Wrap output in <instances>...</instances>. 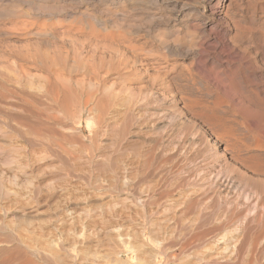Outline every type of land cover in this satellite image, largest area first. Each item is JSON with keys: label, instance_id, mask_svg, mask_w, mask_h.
<instances>
[{"label": "rangeland", "instance_id": "374dc122", "mask_svg": "<svg viewBox=\"0 0 264 264\" xmlns=\"http://www.w3.org/2000/svg\"><path fill=\"white\" fill-rule=\"evenodd\" d=\"M262 42L264 0H0V264H112L111 257L113 264H250L255 250L259 256L254 263L264 264V238L246 241L234 255L237 225L224 201L216 202L198 175L191 180L185 172L163 174L147 165L145 151L154 133L145 136L127 119L132 111L139 120L155 123L175 108L181 111L178 99L171 104L169 90L197 86L195 78L202 73L190 57L192 48L216 45L214 51L224 47L223 52L233 56L246 51L244 61L254 65L250 74L264 80ZM94 91L102 95L100 104L107 98L108 104L105 100L88 114ZM136 94L139 102L126 104ZM182 116L168 127L181 137L193 124L190 115ZM190 132L198 134L197 129ZM170 147L153 150L166 155ZM197 148L201 155L196 162L205 167L219 163L208 160L212 151L203 143ZM65 206L75 208L70 221L64 217ZM77 229L94 234L82 242ZM252 243L257 247L251 248Z\"/></svg>", "mask_w": 264, "mask_h": 264}, {"label": "bare ground", "instance_id": "6f19581e", "mask_svg": "<svg viewBox=\"0 0 264 264\" xmlns=\"http://www.w3.org/2000/svg\"><path fill=\"white\" fill-rule=\"evenodd\" d=\"M216 6V5H214ZM239 31V30H238ZM237 31V32H238ZM241 31V30H240ZM239 33V32H238ZM240 35V33H239ZM249 39V38H248ZM252 39V37H251ZM159 41V40H158ZM215 41V40H214ZM224 42V41H223ZM160 43V42H159ZM163 43V42H161ZM227 43V42H226ZM252 43V42H250ZM264 44V42H262ZM259 43V44H262ZM165 43L161 44L164 45ZM203 44V43H202ZM223 44V43H222ZM221 44V45H222ZM257 44V45H259ZM166 45V44H165ZM164 45V46H165ZM207 45L209 46L210 44H206V48ZM213 45V44H211ZM228 45V44H227ZM236 45V44H235ZM250 45V44H249ZM255 45V44H254ZM168 46V45H167ZM200 46V45H199ZM203 46V45H202ZM223 46V45H222ZM234 46V45H233ZM196 47V46H194ZM213 47V46H212ZM211 46L209 47L210 50H212L213 52H210L209 49H202L200 47L197 48H192L189 49L190 51V57L193 60V63L195 65L196 68H198L197 70L204 75L200 74L199 76H197L195 78V80H197V86L195 84V88H193V90L190 91H186L185 88H177L173 90H169L171 91V104H173L175 102L176 99H178L181 102V111L177 108H175V110L169 111L166 114H163L161 116L160 114V118H157V121L155 123H153V121L150 118H145L144 120H139L138 116L135 113L133 114V112H130V117H128L127 119H133L134 121V126L136 128H139V130L142 128L145 136L150 135L151 133L153 134V137H149V147L147 148V152L145 151V154L147 153L145 162L147 165H149L150 167L154 166L156 167L159 171H163V174L168 173L169 171L171 172H175L178 173L180 175V173L185 172V174L189 175V177L191 176V180H192V176L198 175V179H200L203 183L204 186L207 187V192L210 194V196L216 200H218V202L220 200L224 201L221 202L224 204L225 206V211H228V213L230 214L229 216H231L233 219L231 220V222L236 223V237L233 238L235 241H233V251H234V255L239 253L241 251V249H243V245L244 243H246V241L248 242V240H251L253 243H255L254 241L257 239H261L264 238V189L262 188L263 184L264 186V80H261L260 78H256L254 75L250 74V70L254 67V65L251 64V61L248 63V61H244V53L245 52H238L236 56H233L232 53L230 54H225L223 52V49L220 50H216L217 46L215 45V47L212 48ZM221 47V46H219ZM218 47V48H219ZM227 47V46H226ZM164 48V47H162ZM205 48V45H204ZM233 48V47H232ZM235 48V47H234ZM233 48V49H234ZM167 49V48H166ZM228 49V48H227ZM226 49V50H227ZM230 49V48H229ZM237 49V48H235ZM240 49V47H239ZM245 49V48H244ZM259 51H261L263 49V46H258ZM205 50V51H204ZM209 50V51H208ZM224 50V51H226ZM231 50V49H230ZM243 50V48L241 49ZM240 50V51H241ZM246 50V49H245ZM202 51H204V53H202ZM234 53L237 51L233 50ZM263 53V52H262ZM249 54V53H248ZM260 54V53H259ZM257 55V54H256ZM248 56V55H247ZM261 56V54H260ZM264 56V54H263ZM257 57V56H256ZM248 58V57H247ZM246 58V59H247ZM253 58V57H252ZM249 59V58H248ZM261 60V58H260ZM264 61V60H263ZM253 63V60H252ZM154 67V66H153ZM152 67V68H153ZM158 67V66H157ZM258 68V67H257ZM155 69V68H154ZM160 69V68H159ZM157 69V70H159ZM161 70V69H160ZM159 70V71H160ZM156 71V70H155ZM159 71H156L158 74L154 73V75L159 76ZM255 71V70H254ZM161 74V73H160ZM166 74V73H164ZM163 75V74H162ZM162 75L160 77H162ZM257 76V75H256ZM159 77V78H160ZM165 77V75H164ZM259 77V76H258ZM153 78H155L153 76ZM155 78V79H156ZM262 78V77H261ZM154 79V80H155ZM161 79V78H160ZM159 79V80H160ZM164 79V78H163ZM153 80V81H154ZM157 80V79H156ZM152 81V82H153ZM193 81V80H192ZM163 82V81H162ZM190 83V82H187ZM187 85V84H186ZM193 85V84H192ZM190 86V85H189ZM194 87V86H193ZM170 88V87H169ZM172 88V86H171ZM176 88V86H175ZM188 88V87H187ZM191 88V87H190ZM192 89V88H191ZM167 90H168V86H167ZM72 93V92H70ZM169 93V92H168ZM165 93V94H168ZM66 94V93H65ZM98 92L94 91L93 93H91V95H89L90 99L88 102V110H91L90 108H96V106H99L104 102L103 100H100L102 103H99V96H98ZM134 94V93H133ZM163 94V93H162ZM164 94V95H165ZM76 95V94H75ZM129 95V94H128ZM65 96V95H64ZM68 96V95H67ZM66 96V97H67ZM115 96V95H114ZM76 97V96H74ZM110 97V95L108 96ZM140 97V96H139ZM164 97V96H163ZM170 97V96H169ZM102 98V95H101ZM100 98V99H101ZM112 98V96L110 97V99ZM142 98V97H141ZM114 98H112L111 100H113ZM116 99V98H115ZM124 99V98H123ZM140 99V98H139ZM87 100V99H86ZM108 100V98H107ZM106 100V101H107ZM117 100V99H116ZM119 100V99H118ZM127 102L126 104L131 105V107H133L137 101H138V96L136 95H132L131 97H128V99H126ZM78 101V100H77ZM120 101V100H119ZM117 103H120V102ZM87 102V101H85ZM84 102V103H85ZM114 102V101H112ZM124 102V101H122ZM139 102V101H138ZM169 102V101H168ZM177 102V101H176ZM175 102V103H176ZM100 104V105H99ZM102 104V105H103ZM108 104V101H107ZM124 106H126V104L122 103ZM166 104V103H165ZM169 104V103H168ZM167 104V105H168ZM85 105V104H84ZM106 105V104H105ZM178 105V104H177ZM107 106V105H106ZM109 106V105H108ZM107 106V107H108ZM113 106V105H112ZM85 107V106H84ZM83 107V108H84ZM105 107V106H104ZM102 107V110L103 108ZM82 108V109H83ZM111 108V106H110ZM109 108V109H110ZM170 108V107H168ZM97 109V108H96ZM99 109V108H98ZM101 109V108H100ZM112 109V108H111ZM129 109V107L127 106V110ZM131 109V108H130ZM134 109V108H133ZM177 109V110H176ZM84 110V109H83ZM108 110V109H107ZM107 110L104 109V112H106ZM126 110V108H125ZM85 111V110H84ZM94 111V109L92 110ZM97 111V110H96ZM129 111V110H128ZM166 111V110H165ZM168 111V109H167ZM166 111V112H167ZM90 114V111H88ZM103 112V111H100ZM124 112V111H123ZM135 112V111H134ZM99 113V112H98ZM165 113V112H164ZM87 114V115H88ZM97 114V112H96ZM125 114V113H124ZM102 115V113H101ZM100 115V116H101ZM126 115V114H125ZM128 115V112H127ZM139 115V114H138ZM153 115V114H151ZM182 116V115H190L193 121V124L191 125V127H189V129H187L188 127H185L187 131H185L183 137H181L180 135H177L178 137L180 136V138H178L176 136V134H174V132L172 133V130L168 127H171L170 124L172 123L171 121H175V119H178L176 117L178 116ZM96 116V115H95ZM99 116V115H98ZM96 118L97 119H101V117ZM159 116V115H158ZM126 117V116H125ZM153 117V116H152ZM157 117V115H156ZM183 117V116H182ZM92 118V117H91ZM140 118V117H139ZM181 118V117H180ZM186 118V117H185ZM93 119V118H92ZM185 120V119H184ZM155 121V120H154ZM181 121V120H180ZM128 122V121H127ZM132 122V121H131ZM171 122V123H170ZM131 124V123H130ZM178 124V123H177ZM127 125V124H126ZM175 125V124H174ZM69 126V124H68ZM128 126V125H127ZM133 126V125H132ZM141 127V128H140ZM179 127V126H178ZM177 127V128H178ZM73 128V127H72ZM112 128V125H111ZM131 128V127H130ZM168 128L169 131H167L166 129ZM182 128V127H179ZM115 129V127H114ZM113 129V131H115ZM184 129V128H182ZM193 129H197V133L196 135H192L193 133H191L190 131ZM112 130V129H111ZM130 130V129H129ZM138 130V131H139ZM175 129H173L174 131ZM74 131V130H73ZM135 132V128L133 130ZM176 131V130H175ZM184 132V130H182ZM124 132V131H123ZM130 132V131H129ZM132 132V131H131ZM182 132V133H183ZM76 133V132H74ZM78 133V132H77ZM119 134H121L120 132H118ZM137 133V132H136ZM176 133L179 134L178 131H176ZM181 133V130H180ZM196 133V131H195ZM118 134V135H119ZM129 134V133H128ZM73 135V134H72ZM71 135V137H72ZM64 136V134H63ZM66 136V134H65ZM75 135H73L74 137ZM126 136V135H125ZM121 137V135H120ZM77 137H75L76 139ZM124 139V138H123ZM77 141V140H75ZM123 141V140H122ZM79 142V139H78ZM82 142V141H80ZM55 143V142H54ZM137 143V142H136ZM147 143V142H146ZM204 144L206 147L210 148V150L212 151L208 156V160L212 163V161L219 159V163H215L213 162L214 165H210V166H206V163H202L200 161H197V158L201 155L200 154V150L199 148H197L198 144ZM57 146L61 145V143L57 142ZM118 144V143H117ZM138 145L140 143H137ZM129 145V144H128ZM146 145V144H145ZM59 146V147H61ZM131 146V145H130ZM134 146V145H132ZM137 145H135L136 147ZM140 146V145H139ZM148 146V145H147ZM160 147V149H162L164 151L165 147H170L172 150V152H170V154H166L164 155L162 154H156L154 152V147ZM63 148V146H62ZM127 148V147H125ZM140 148V147H139ZM146 148V147H144ZM143 148V149H144ZM170 148H168L170 150ZM138 149V148H137ZM159 149V148H158ZM168 149H166L168 151ZM141 150V149H140ZM145 150V149H144ZM137 151V150H135ZM139 151V150H138ZM137 151V153H138ZM142 151V150H141ZM155 151H157L155 149ZM162 151V152H163ZM134 152V151H133ZM160 152V151H159ZM125 153V152H124ZM136 153V154H137ZM144 153V152H143ZM133 154V153H132ZM135 154V155H136ZM226 156L229 157V159L232 161V164L230 165L229 163H227L228 161H226ZM139 157V155H138ZM210 157V158H209ZM204 158V157H203ZM207 158V157H206ZM144 159V156H143ZM177 159V161H175ZM201 159V158H200ZM204 161V159H201ZM206 160V161H208ZM229 160V161H230ZM205 161V162H206ZM141 162V161H140ZM144 162V160H143ZM142 163V162H141ZM209 163V162H207ZM139 164V163H138ZM144 164V163H143ZM141 165V164H139ZM137 166V165H136ZM143 166V165H142ZM147 167V166H146ZM145 167V169H146ZM148 168V167H147ZM156 168L154 169V172L156 170ZM144 169V170H145ZM150 169L148 168V171ZM41 171V170H40ZM153 171V170H152ZM151 172V171H150ZM157 172V171H156ZM170 172V173H171ZM200 172V174L197 173ZM147 173V172H146ZM149 173V172H148ZM153 173V172H152ZM174 173V174H175ZM155 174V173H153ZM158 174V173H156ZM161 174V173H160ZM168 174H166L167 177ZM173 175V174H172ZM176 175V174H175ZM184 175V174H183ZM157 177V175H155ZM165 175H163L164 178ZM185 176V175H184ZM175 176H173L174 178ZM178 177V176H177ZM183 177V176H182ZM187 177V176H186ZM158 178V177H157ZM168 178V177H167ZM195 178V177H194ZM167 180V179H166ZM169 180V179H168ZM167 180V181H168ZM194 180V179H193ZM163 181V180H162ZM165 181V180H164ZM181 181V180H180ZM189 181V180H184ZM197 181V180H196ZM193 181V182H196ZM199 181V180H198ZM160 182V181H159ZM170 182V181H169ZM175 182V180H174ZM178 182V181H177ZM163 183V182H162ZM180 183V182H179ZM178 183V184H179ZM184 183V182H183ZM187 183V182H186ZM185 183V184H186ZM189 183V182H188ZM159 184V183H158ZM157 184V185H158ZM161 184V183H160ZM176 184V183H175ZM177 184V185H178ZM181 184V183H180ZM34 187L36 184H33ZM49 185V184H47ZM51 185V184H50ZM53 185V184H52ZM51 185V186H52ZM164 185V184H163ZM37 186V185H36ZM50 186V187H51ZM169 186V185H168ZM181 186V185H180ZM203 186V188H204ZM45 187L48 189H50L48 186L45 185ZM53 187V186H52ZM51 187V188H52ZM159 187V186H158ZM201 187V186H200ZM54 188V187H53ZM58 188V187H56ZM164 188V187H163ZM3 189V188H2ZM2 189L0 188V193L2 192ZM162 189V187H161ZM205 189V188H204ZM263 189V190H262ZM52 190V189H51ZM50 190V191H51ZM64 190V189H63ZM160 190V189H159ZM32 191H36L35 189H33ZM38 191V190H37ZM36 191V192H37ZM55 191V189H54ZM163 191V190H162ZM165 191V190H164ZM204 191V190H202ZM49 192V191H48ZM47 192V193H48ZM69 192V191H68ZM15 193V191H14ZM31 193V191H30ZM29 193V194H30ZM33 193V192H32ZM50 193V192H49ZM48 193V194H49ZM70 193V192H69ZM167 195V191L165 192ZM171 193V191H170ZM18 194V193H17ZM37 194V193H35ZM34 194V196H35ZM47 194V195H48ZM71 194V193H70ZM68 194V195H70ZM73 194V193H72ZM169 194V193H168ZM202 194V193H201ZM41 195V194H40ZM60 194H58L59 197ZM65 195V194H64ZM67 195V194H66ZM67 195V196H68ZM74 195V194H73ZM70 195L69 197L73 196ZM157 195V194H156ZM161 195V194H160ZM160 195H158L160 197ZM30 196H32L30 194ZM38 196V195H37ZM36 196V197H37ZM49 196V195H48ZM52 196V195H51ZM55 197L57 196L56 194L54 195ZM75 196V195H74ZM200 196V195H199ZM198 196V197H199ZM205 196V195H204ZM208 196V195H207ZM38 198V197H37ZM57 198V197H56ZM66 200L67 198L64 197ZM72 198V197H71ZM75 198V197H74ZM74 198L72 199V201H74ZM79 198V197H77ZM40 199V198H38ZM45 199V198H44ZM48 199V197H47ZM60 199V198H59ZM57 198V200H59ZM144 199V198H143ZM154 199V196H153ZM152 198L150 200H153ZM160 199V198H159ZM195 199V198H194ZM204 199V198H203ZM210 199V198H209ZM26 200V198H25ZM57 200H54L55 203L59 202ZM69 200V199H68ZM77 199H75L76 201ZM146 200V199H145ZM192 200V199H191ZM48 201V200H47ZM52 201V202H54ZM61 201H64L63 198ZM70 200V202H72ZM79 201V200H77ZM149 201V200H148ZM37 202V201H36ZM194 202V201H192ZM197 202V201H196ZM195 202V203H196ZM199 202V201H198ZM202 202V200H201ZM213 202V201H212ZM44 203V202H43ZM63 202H61L62 204ZM145 203V202H143ZM148 203V202H147ZM150 203V202H149ZM47 204V202H46ZM59 204V203H57ZM74 204V203H72ZM78 204V203H77ZM75 204V205H77ZM142 204V203H141ZM213 204V203H212ZM222 204V205H223ZM49 205V204H48ZM63 205V204H62ZM143 205V204H142ZM191 205V202H190ZM198 205V204H197ZM220 205V204H219ZM227 205V206H226ZM52 206V205H51ZM56 206V205H55ZM54 206V207H55ZM71 206V204H70ZM73 206V205H72ZM189 206V205H188ZM192 206V205H191ZM194 206V204H193ZM199 206V205H198ZM58 207V205H57ZM56 207V208H57ZM64 207L61 206V208ZM220 207V206H219ZM54 208V209H56ZM65 208L68 210H66L63 213L64 217H67V220L69 218L72 217V213L73 212V208L65 206ZM64 208V209H65ZM82 208V207H80ZM201 208V207H200ZM224 208V207H223ZM60 209V208H58ZM79 208H76V210H78ZM196 209V207H195ZM75 210V208H74ZM81 212V209H79ZM187 210V209H186ZM193 210V207H192ZM224 210V209H223ZM56 211V210H55ZM59 211V210H58ZM224 211V212H225ZM61 212V211H60ZM59 212V213H60ZM79 212V211H78ZM86 212V211H85ZM223 212V211H222ZM62 213V212H61ZM77 213V212H76ZM81 214V213H79ZM56 215V214H54ZM78 215V213H77ZM82 215V214H81ZM225 215V213L223 214ZM227 215V214H226ZM58 216V215H56ZM63 216V215H62ZM76 216V215H75ZM228 216V215H227ZM226 216V217H227ZM62 217V218H64ZM78 216H76L77 218ZM26 218V217H25ZM57 218V217H56ZM64 218V219H65ZM74 218V217H73ZM28 219H30L28 217ZM81 219V218H79ZM230 219V218H229ZM61 220V219H60ZM66 220V219H65ZM66 220V221H67ZM74 219H72L71 221H74ZM63 221V220H62ZM230 221V220H229ZM64 222V221H63ZM83 222V221H82ZM97 223V222H96ZM81 224V223H80ZM84 224V223H83ZM91 224V223H89ZM95 224V222H94ZM222 224V223H221ZM63 225V224H62ZM93 227V224H91ZM89 225V226H91ZM99 225V224H96ZM220 225V224H219ZM224 225V223H223ZM85 226V225H84ZM83 226V227H84ZM232 226V225H231ZM75 227V226H74ZM73 227V228H74ZM101 227V226H100ZM220 227V226H219ZM218 227V228H219ZM227 227V225L225 226ZM233 227V229H234ZM71 228V227H70ZM87 228V227H86ZM98 228V226H97ZM229 228L230 227L229 225ZM220 229V228H219ZM225 229V228H223ZM64 230V229H63ZM62 230V231H63ZM67 230V229H66ZM72 230V229H71ZM79 230V229H77ZM76 230V231H77ZM86 230V229H85ZM85 230L81 231L79 230V232L77 231L76 235L78 234V238L83 242L85 241L89 236L92 237V234H94V232H85ZM93 230V229H92ZM98 230H100V228H98ZM97 230V231H98ZM228 230V228H227ZM75 231V230H74ZM75 231V232H76ZM105 231V229H104ZM107 231V230H106ZM230 231V230H228ZM233 231V230H232ZM69 232V231H68ZM71 232V231H70ZM100 232V231H99ZM109 232V231H108ZM63 233V232H62ZM73 233V232H72ZM96 233V231H95ZM105 233V232H103ZM107 233V232H106ZM128 233V232H125ZM231 233V232H230ZM69 233H67L66 235H68ZM99 234V233H98ZM97 234V235H98ZM109 234H111L109 232ZM133 234V233H132ZM232 234V233H231ZM230 234V235H231ZM65 235V234H64ZM66 235L64 236L66 238ZM75 236V233L72 234ZM71 235V236H72ZM105 235V234H103ZM100 235V236H103ZM121 235V234H120ZM126 235V234H124ZM128 235V234H127ZM95 236V235H94ZM107 236V234L105 235V237ZM113 236V235H112ZM123 236V234H122ZM130 236V235H129ZM128 236V237H129ZM132 236V235H131ZM55 237V236H54ZM57 237V236H56ZM59 237V236H58ZM113 237H116V235H114ZM121 237V236H120ZM133 237V236H132ZM131 237V238H132ZM63 238V236H62ZM75 238V237H74ZM58 239V238H57ZM69 239V238H68ZM73 239V237H72ZM76 239V238H75ZM96 239V237H95ZM108 239V238H107ZM106 239V240H107ZM113 239V238H112ZM118 239V237H117ZM116 239V240H117ZM124 239V238H123ZM133 239V238H132ZM136 239V238H135ZM231 239V237H230ZM59 240V239H58ZM77 240V239H76ZM76 240H72V241H76ZM92 240V239H91ZM114 240V239H113ZM149 240V237H148ZM2 241V240H1ZM65 241V240H63ZM70 241V240H69ZM109 241V240H107ZM141 241V240H140ZM150 241H152L150 239ZM228 241V242H230ZM250 241V242H251ZM68 242V241H67ZM78 242V241H77ZM94 242V239H93ZM98 242V240H97ZM96 242V243H97ZM127 242V241H126ZM146 242V241H145ZM149 242V241H148ZM157 243V241H155ZM154 242V243H155ZM260 242V241H258ZM262 242V240H261ZM260 242V244H261ZM57 243V240H56ZM71 243V241H70ZM73 243V242H72ZM86 243H88L87 241L85 242V247H86ZM117 243V242H115ZM131 243V241H130ZM138 243H139V236H138ZM137 243V245H138ZM153 243V244H154ZM186 243V242H185ZM249 243V242H248ZM247 243V244H248ZM252 243V244H253ZM257 243V242H256ZM67 244V243H66ZM63 244V245H66ZM75 244V243H74ZM83 244V243H82ZM93 244V243H92ZM109 244V243H108ZM111 245H113L112 243H110ZM109 244V245H110ZM120 244V243H117ZM147 245L149 243H146ZM159 244V242H158ZM187 244V243H186ZM185 244V245H186ZM259 244V245H260ZM59 245V244H58ZM61 245V244H60ZM68 245V244H67ZM81 245V244H80ZM88 245V244H87ZM95 245V244H93ZM122 245V243H121ZM120 245V246H121ZM131 245V244H130ZM135 245V244H133ZM142 245V244H139ZM156 245V244H155ZM184 244H182L181 246H183ZM190 245V244H189ZM249 245V244H248ZM16 246V245H15ZM20 246V245H19ZM18 246V247H19ZM70 246V245H69ZM74 246V245H73ZM78 246V245H77ZM83 246V247H84ZM89 246H91L89 244ZM132 246V245H131ZM154 246V245H152ZM257 245L253 244L250 247H254ZM17 247V248H18ZM21 247V246H20ZM65 247V246H64ZM72 247V245H71ZM75 247V246H74ZM93 247V246H91ZM110 247V246H109ZM114 248V246H111ZM126 247V245H125ZM136 247V246H135ZM143 247V246H142ZM158 247V246H157ZM156 247V248H157ZM162 248V246H160ZM185 247H188L187 245ZM249 247V246H248ZM249 247V248H250ZM16 248V247H15ZM55 248V247H54ZM67 248V247H66ZM70 248V247H69ZM78 248V247H77ZM81 248V247H80ZM88 248V246L86 247ZM117 248V247H116ZM134 248V247H131ZM139 248V247H137ZM149 248V246H148ZM155 248V249H156ZM232 248V247H231ZM246 248V246H245ZM259 248V247H258ZM5 249V248H4ZM21 249V248H20ZM58 250V248H56ZM79 249V248H78ZM85 249V248H84ZM115 249V248H114ZM119 249V248H118ZM127 249V248H126ZM149 249H152L149 248ZM187 249V248H186ZM256 249V248H253ZM261 249V247H260ZM56 250V255L58 254V251ZM64 250V249H63ZM90 250V249H89ZM135 250V249H134ZM139 250V249H138ZM146 249H144L145 251ZM148 250V249H147ZM157 250V249H156ZM156 250L154 251V253L156 252ZM252 250V249H250ZM259 250V249H258ZM262 250V249H261ZM3 251V249L0 247V252ZM18 251V250H17ZM68 251V250H67ZM83 252L84 250H80V252ZM92 251V250H91ZM94 251V250H93ZM110 251V250H109ZM108 251V252H109ZM114 251V250H113ZM117 250H115L114 252H116ZM122 251V250H121ZM126 251V250H125ZM131 251V250H130ZM137 251V250H135ZM143 251V249H142ZM162 251V250H161ZM232 251V250H231ZM230 251V252H231ZM245 251V250H243ZM249 251V250H248ZM256 251V250H255ZM253 252V257L250 256V259L248 258V260L253 261V264L257 263L254 261H256V258H258V253L256 255V252ZM260 251V250H259ZM258 251V252H259ZM19 252V251H18ZM17 252V253H18ZM22 252V251H21ZM66 252V251H64ZM71 252V251H70ZM74 253V251H72ZM76 252V251H75ZM89 252V251H88ZM146 252V251H145ZM184 252V250H183ZM182 252V253H183ZM3 253V252H2ZM60 253V252H59ZM85 253L86 249H85ZM84 252L82 254H84L83 256L85 257ZM93 253V252H92ZM112 253V250H111ZM131 253V252H130ZM140 253V251H139ZM142 253V252H141ZM149 253V252H148ZM147 253V254H148ZM167 253V252H166ZM181 253V252H179ZM246 253V252H245ZM250 253V251H249ZM252 253V252H251ZM53 254H54V250H53ZM62 254V253H61ZM109 254V253H107ZM137 254V253H136ZM143 254V253H142ZM150 254V253H149ZM248 255V253H246ZM261 254V252H260ZM264 253H262L263 256ZM16 255V254H15ZM55 255V254H54ZM60 255V254H59ZM74 254H71V256ZM81 255V254H80ZM90 255V254H89ZM118 255V254H117ZM152 255V254H150ZM231 255V253H230ZM233 255V254H232ZM231 255V256H232ZM244 255V254H243ZM20 256V255H19ZM61 256V255H60ZM60 256H58L60 258ZM82 256V255H81ZM95 256V255H93ZM108 256V255H107ZM106 256V258H107ZM112 256V255H110ZM139 257H141L140 259H142L143 255H139ZM170 256V254L168 255ZM177 256V255H176ZM230 256V257H231ZM245 256V255H244ZM261 256V257H262ZM57 257V258H58ZM65 257V256H64ZM67 257V256H66ZM117 257V256H116ZM138 257V258H139ZM154 257V256H153ZM234 257V256H233ZM240 257V255H239ZM248 257V256H247ZM27 258V257H26ZM61 258H63V254L61 256ZM112 259H114L113 257H111ZM238 258V257H237ZM243 258V256H242ZM55 259V258H54ZM111 259V262L113 264V261ZM137 259V258H136ZM173 259V258H172ZM235 259V258H234ZM244 259V258H243ZM246 259V257H245ZM261 259V258H259ZM16 260V259H14ZM18 260V259H17ZM21 260V259H20ZM46 260V259H45ZM48 260V259H47ZM57 260V259H56ZM72 260V259H71ZM93 260V259H92ZM99 260V258H98ZM236 260V259H235ZM240 260V259H239ZM262 260V259H261ZM22 261V260H21ZM30 261V260H29ZM28 261V263H29ZM50 261V260H49ZM60 261V260H59ZM117 261V260H116ZM122 261V260H121ZM140 261V260H139ZM142 261V260H141ZM245 261V260H244ZM250 261V264L251 262ZM12 262V261H11ZM52 262V260H51ZM75 262V260L73 261ZM96 262V260H95ZM110 262V259H109ZM138 262V261H137ZM144 262V261H143ZM242 262V260L240 261ZM247 262V261H246ZM262 262V261H260ZM264 262V261H263ZM262 262V263H263ZM54 263V262H53ZM71 263V261H70ZM116 263V262H115ZM114 263V264H115ZM124 263V262H123ZM145 263V262H144ZM239 263V262H238ZM237 263V264H238ZM13 264V263H12ZM16 264V263H15ZM26 264V263H25ZM35 264V263H34ZM37 264V263H36ZM119 264V263H118ZM122 264V263H121ZM140 264V262L138 263ZM149 264V263H148ZM234 264V263H233ZM240 264V263H239ZM245 264V263H244ZM259 264V263H257Z\"/></svg>", "mask_w": 264, "mask_h": 264}]
</instances>
